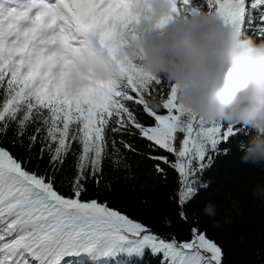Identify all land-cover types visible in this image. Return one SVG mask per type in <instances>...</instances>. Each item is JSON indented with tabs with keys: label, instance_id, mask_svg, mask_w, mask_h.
Here are the masks:
<instances>
[{
	"label": "snow or ice",
	"instance_id": "1",
	"mask_svg": "<svg viewBox=\"0 0 264 264\" xmlns=\"http://www.w3.org/2000/svg\"><path fill=\"white\" fill-rule=\"evenodd\" d=\"M203 2L264 40V0ZM134 3L0 0V264H61L65 257L73 258L67 264H133L145 255L157 264H224L222 247L187 206L208 187L203 177L215 157L228 155L244 131L198 114L182 116L175 88H164L139 61L118 60L120 70L109 81L76 86L73 80L74 54L86 34H98L114 58L136 35ZM198 8L201 0H177L175 11ZM133 137L145 140L148 151ZM15 147L26 156L14 154ZM127 153L152 160L165 179L161 163L178 173L173 199L178 219L189 225L186 239L156 233L108 200L88 197L90 185L111 191L106 162L133 178Z\"/></svg>",
	"mask_w": 264,
	"mask_h": 264
},
{
	"label": "clouds",
	"instance_id": "2",
	"mask_svg": "<svg viewBox=\"0 0 264 264\" xmlns=\"http://www.w3.org/2000/svg\"><path fill=\"white\" fill-rule=\"evenodd\" d=\"M177 0H136V35L120 48L117 58L102 46L98 34H86L74 54L76 86L109 81L120 70L118 60L136 62L146 73L175 88L182 116L245 126L241 142L244 164L264 166V40L225 22L211 9L189 14L175 11ZM264 197V186L253 190ZM204 213L214 217L209 201Z\"/></svg>",
	"mask_w": 264,
	"mask_h": 264
},
{
	"label": "trees",
	"instance_id": "3",
	"mask_svg": "<svg viewBox=\"0 0 264 264\" xmlns=\"http://www.w3.org/2000/svg\"><path fill=\"white\" fill-rule=\"evenodd\" d=\"M246 32L259 40L257 33L249 29ZM163 87L168 89L165 83ZM139 119L147 123L152 122L143 114ZM239 127L245 135L231 142L228 155L221 154L215 157L212 167L203 177L208 187L199 191L187 206V211L190 217L195 216L198 219L201 229L207 236L222 247L224 264H264V197L253 195L254 189L264 186V166L241 162L240 157L243 153L239 144L247 140L250 130L245 126ZM132 140L141 152L148 151L145 140L135 137ZM3 144L12 147L8 140H4ZM226 146L222 144L220 147ZM12 151L18 156H26L22 148L15 147ZM156 154L167 155L170 161L174 159L171 154L164 151ZM127 156L133 178L125 179L124 169L113 171L106 162L105 174L112 178L111 191L105 189L103 185L98 190L90 185L88 197L98 195L100 200H108L114 208L151 225L156 233L161 235L171 233L180 240L186 239L189 225L178 219L173 199L178 173L161 163V167L167 172L165 179L157 174L152 160L132 153H127ZM72 160L73 158L69 156L65 165L66 170ZM35 163V160L31 161V164ZM209 201L216 205L214 217L206 215L203 210ZM165 218L171 220L170 226L165 222ZM69 260L73 258L64 259L61 264H67ZM73 264L78 262L73 261ZM82 264H88V261H83ZM133 264H157V258L145 255L143 261H134Z\"/></svg>",
	"mask_w": 264,
	"mask_h": 264
},
{
	"label": "rangeland",
	"instance_id": "4",
	"mask_svg": "<svg viewBox=\"0 0 264 264\" xmlns=\"http://www.w3.org/2000/svg\"><path fill=\"white\" fill-rule=\"evenodd\" d=\"M201 7H202V8H205V9L207 8L206 3H204L203 0H201ZM247 29H248V27H247V25H246V26H245V31H246Z\"/></svg>",
	"mask_w": 264,
	"mask_h": 264
}]
</instances>
